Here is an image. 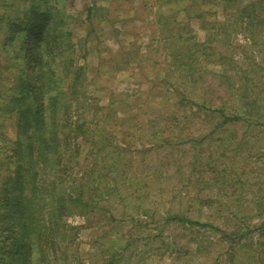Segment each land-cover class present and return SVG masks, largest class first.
Listing matches in <instances>:
<instances>
[{
    "label": "rangeland",
    "instance_id": "1",
    "mask_svg": "<svg viewBox=\"0 0 264 264\" xmlns=\"http://www.w3.org/2000/svg\"><path fill=\"white\" fill-rule=\"evenodd\" d=\"M8 1L0 0V65H13L12 57L23 67L29 26L22 20L39 1ZM250 1L67 0L74 45L50 60L47 75L53 88H77L61 101L98 140L92 148L75 144L82 136L70 140L71 173L86 189L108 178L126 185L123 201L114 204L121 193L113 205L95 196L93 207L68 219L80 229L73 257L61 264H264V36H251L236 18ZM160 15L193 45L192 74L169 56ZM9 77L0 73L1 88ZM231 102L259 123L224 124L216 109ZM34 134L38 145L42 135ZM18 237L26 239L24 230Z\"/></svg>",
    "mask_w": 264,
    "mask_h": 264
},
{
    "label": "trees",
    "instance_id": "2",
    "mask_svg": "<svg viewBox=\"0 0 264 264\" xmlns=\"http://www.w3.org/2000/svg\"><path fill=\"white\" fill-rule=\"evenodd\" d=\"M37 1L39 4L36 11L33 7L27 8L25 16L28 12H31V16L27 21L22 20L29 26L25 38L27 49L21 55L23 67L12 57L9 63L13 62V65H0V73L10 75L6 81L12 80L14 84L0 87V116L3 117L0 129L3 128V132H9L10 126L17 129L12 136L8 132H0V141L4 142L0 144H5L0 146V152L2 149H5L4 152L9 151L0 155V259H5V264H61L73 257L70 246L75 242L80 229V226L71 224L68 219L83 212L85 207H93L95 196L112 205L111 199L118 193L121 194L115 198L114 204L116 200L123 201L125 197L122 194L125 180L120 184L108 178L97 187L86 189L81 183L78 185L81 179L71 173L73 167L70 151L73 147L70 140L82 136L75 144L82 143L89 148L96 146L98 140L94 138L96 131L81 117L73 119L67 114L66 109L69 108H65L61 101L77 91V88L73 85L53 88L55 86L51 85L52 80L47 75L50 60L61 54L66 46L74 45L71 38L74 29L70 26L73 16L67 14V0H64L66 5L57 0L55 4H46L44 8L40 5L41 0ZM235 1L226 0L230 6ZM90 10L87 15L92 22L97 6L94 5ZM237 14L236 18L244 21L243 29L251 36L255 30L264 36V0H251L239 6ZM19 19L20 16H16L14 21ZM170 19L160 15L161 26L168 31L163 38L169 45V56L174 62L180 60L187 69V75L192 74L193 45L184 41L181 34L169 29ZM221 30L229 32V25L221 22ZM33 70H36L35 74H32ZM63 72L66 73V69ZM205 108L211 109L210 106ZM106 109L110 112L111 105L108 104ZM216 110L223 113L224 124L243 121L250 126L260 121L242 114V106L236 102ZM33 118L38 122L35 129H32ZM9 119L15 121L11 123ZM35 131L42 135L38 145L32 142L34 136H38L34 134ZM23 136L29 141L26 145L30 146L26 153L21 154ZM39 165L44 166L41 175ZM106 167L111 170L114 164ZM135 191L137 187L130 192ZM175 215L174 219H181L180 215ZM192 223L211 226L199 221ZM22 230L26 239L18 237Z\"/></svg>",
    "mask_w": 264,
    "mask_h": 264
}]
</instances>
